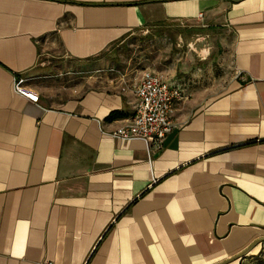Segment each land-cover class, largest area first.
Returning <instances> with one entry per match:
<instances>
[{
    "label": "crops",
    "instance_id": "obj_1",
    "mask_svg": "<svg viewBox=\"0 0 264 264\" xmlns=\"http://www.w3.org/2000/svg\"><path fill=\"white\" fill-rule=\"evenodd\" d=\"M170 23L199 34L152 71L182 94L158 143L111 136L144 70L43 75ZM263 237L264 0H0V264H219Z\"/></svg>",
    "mask_w": 264,
    "mask_h": 264
},
{
    "label": "rangeland",
    "instance_id": "obj_2",
    "mask_svg": "<svg viewBox=\"0 0 264 264\" xmlns=\"http://www.w3.org/2000/svg\"><path fill=\"white\" fill-rule=\"evenodd\" d=\"M156 31H137L118 48L115 58L100 57L92 65L85 67L72 64L69 68L47 71L44 77L58 79L68 85H79L84 77H88L87 85H98L104 88L120 85H133L142 70L151 71L166 69L175 63L177 51L189 49L188 39L192 40L199 34L170 23ZM59 63V62H58ZM229 264H264V242L256 245L248 255Z\"/></svg>",
    "mask_w": 264,
    "mask_h": 264
},
{
    "label": "built area",
    "instance_id": "obj_3",
    "mask_svg": "<svg viewBox=\"0 0 264 264\" xmlns=\"http://www.w3.org/2000/svg\"><path fill=\"white\" fill-rule=\"evenodd\" d=\"M26 78H17L14 92L30 102L38 103L39 96L26 87ZM137 102L131 122L115 129L111 136L120 140H151L160 142L170 132L175 103L181 98V90L162 76L144 70L135 90Z\"/></svg>",
    "mask_w": 264,
    "mask_h": 264
},
{
    "label": "water",
    "instance_id": "obj_4",
    "mask_svg": "<svg viewBox=\"0 0 264 264\" xmlns=\"http://www.w3.org/2000/svg\"><path fill=\"white\" fill-rule=\"evenodd\" d=\"M264 242V237L260 238L258 240H255L252 244H250L248 247H246L244 250H242L241 252H239L238 254L220 262L219 264H229L233 261H236L238 259H241L243 257H245L246 255L249 254V252L258 244L263 243Z\"/></svg>",
    "mask_w": 264,
    "mask_h": 264
}]
</instances>
